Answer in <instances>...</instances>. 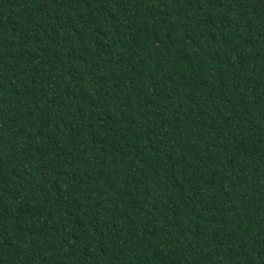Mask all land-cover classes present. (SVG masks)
<instances>
[{
  "label": "trees",
  "instance_id": "16d2710c",
  "mask_svg": "<svg viewBox=\"0 0 264 264\" xmlns=\"http://www.w3.org/2000/svg\"><path fill=\"white\" fill-rule=\"evenodd\" d=\"M0 264H264V0H0Z\"/></svg>",
  "mask_w": 264,
  "mask_h": 264
}]
</instances>
